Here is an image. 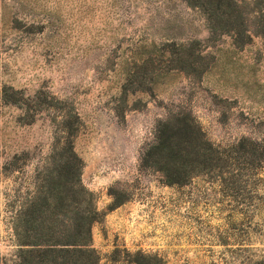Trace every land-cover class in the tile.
I'll return each instance as SVG.
<instances>
[{
	"label": "rangeland",
	"instance_id": "374dc122",
	"mask_svg": "<svg viewBox=\"0 0 264 264\" xmlns=\"http://www.w3.org/2000/svg\"><path fill=\"white\" fill-rule=\"evenodd\" d=\"M248 1L237 37L185 0H0V264H23L14 218L68 139L98 264H264L263 169L167 185L145 165L178 118L227 153L243 138L264 153V0ZM182 45L189 73L170 69Z\"/></svg>",
	"mask_w": 264,
	"mask_h": 264
},
{
	"label": "trees",
	"instance_id": "16d2710c",
	"mask_svg": "<svg viewBox=\"0 0 264 264\" xmlns=\"http://www.w3.org/2000/svg\"><path fill=\"white\" fill-rule=\"evenodd\" d=\"M185 1L205 13L213 32L222 30L249 37V13L245 7L248 0ZM178 50L170 69L189 73L193 62H189L187 52L192 49L182 45ZM7 101L17 104L19 99ZM66 144L55 155L56 175L52 172L43 177L32 200L14 218L19 260L23 264L99 263V253L93 247V225L100 214L92 193L82 183L83 161L73 141L68 139ZM233 147L234 153H227L208 141L193 119L178 118L175 123L159 124L145 165L152 163L167 185H184L208 171L239 172L242 167L264 171V153L259 142L243 138ZM242 156L249 161L240 162Z\"/></svg>",
	"mask_w": 264,
	"mask_h": 264
}]
</instances>
